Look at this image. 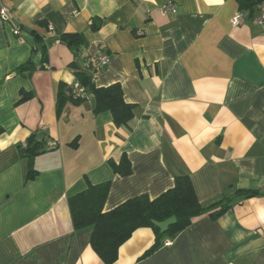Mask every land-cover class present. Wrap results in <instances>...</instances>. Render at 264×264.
<instances>
[{
  "label": "crops",
  "instance_id": "obj_1",
  "mask_svg": "<svg viewBox=\"0 0 264 264\" xmlns=\"http://www.w3.org/2000/svg\"><path fill=\"white\" fill-rule=\"evenodd\" d=\"M4 1L14 19L0 20V264H104L90 245L91 228L74 229L69 199L110 182L109 212L141 195L155 199L185 175L202 206L229 195L232 208L216 220L196 218L145 259L156 234L138 229L115 264H264V196H234L264 190L260 5L234 27L237 0ZM167 1L177 14L162 13ZM92 18L102 21L98 31ZM75 33L87 40L78 58L59 40ZM103 54L111 56L109 66L81 69L96 87L119 83L125 101L136 105L134 119L118 128L110 112L96 116L92 95L66 104L58 117L60 84L77 82L70 65ZM29 60L38 70L17 74ZM21 90L34 97L20 103ZM34 133L47 144L28 181L21 149ZM123 154L128 176L108 163Z\"/></svg>",
  "mask_w": 264,
  "mask_h": 264
},
{
  "label": "trees",
  "instance_id": "obj_2",
  "mask_svg": "<svg viewBox=\"0 0 264 264\" xmlns=\"http://www.w3.org/2000/svg\"><path fill=\"white\" fill-rule=\"evenodd\" d=\"M237 2L239 11H248L252 15L257 6L264 3V0H237ZM101 26L100 19L92 18L90 22L92 31H98ZM59 40L74 52L76 58L79 57V50L87 45L85 35L79 33L63 34ZM41 50L42 62L46 63L47 47L44 46ZM70 67L76 76V81L86 89V94L78 96L74 84L61 83L56 100L57 116L61 115L66 104L81 105L89 95H92L95 99L94 114L96 116L103 112H110L116 127H128L134 119L136 105L125 101L121 85L116 83L108 87H96L92 77L82 71L81 66L79 67L74 62ZM42 68L43 65L40 69ZM37 70L38 67L29 60L21 65L16 72L31 76ZM20 95V103L27 102L34 97L33 93L24 90H21ZM46 144L45 137L39 139L34 133L28 137L25 147L21 149V154L28 159V181L34 180L38 175V171L35 169V160L44 152ZM71 146L77 148L78 141H74ZM108 163L115 174L128 176L132 173L131 162L126 154L122 155L118 163L114 160H109ZM109 191L110 182L98 185L89 184L85 191L69 199L74 229L91 228L90 245L104 264L117 262L121 246L138 229L151 228L156 234L154 245L142 256V259H145L156 252L164 239H174L179 233L190 227L196 218L209 215L213 220L218 219L232 208L233 201L232 197L225 195L220 201L208 207L202 206L187 175L176 177L174 187L155 199H150L148 195H141L122 203L109 212H104ZM234 196L251 199L264 196V190H237ZM173 216L177 219L176 223L165 234H161L153 222H163Z\"/></svg>",
  "mask_w": 264,
  "mask_h": 264
},
{
  "label": "built area",
  "instance_id": "obj_3",
  "mask_svg": "<svg viewBox=\"0 0 264 264\" xmlns=\"http://www.w3.org/2000/svg\"><path fill=\"white\" fill-rule=\"evenodd\" d=\"M162 13L164 15L167 14H177V5L173 1H167L162 6ZM14 19V12L12 9H10L6 4L4 0H0V20L4 23H11ZM244 20V13L241 11H238L235 16L232 18L231 23L234 27H238L243 23ZM256 22L259 25L264 24V5H260L258 9V16L256 18ZM15 34L19 33L18 29L14 30ZM111 56L103 54L97 57L86 59L82 63V69L86 71L91 70H98L105 68L110 65L111 63ZM74 89L76 90V94L79 96L86 94V89L84 87H81L78 82L74 84ZM25 147V144L23 145ZM172 241L167 240L165 242V246H171Z\"/></svg>",
  "mask_w": 264,
  "mask_h": 264
},
{
  "label": "water",
  "instance_id": "obj_4",
  "mask_svg": "<svg viewBox=\"0 0 264 264\" xmlns=\"http://www.w3.org/2000/svg\"><path fill=\"white\" fill-rule=\"evenodd\" d=\"M177 219L175 216L163 221V222H153V224L160 230L161 234H165L169 228L176 223Z\"/></svg>",
  "mask_w": 264,
  "mask_h": 264
}]
</instances>
